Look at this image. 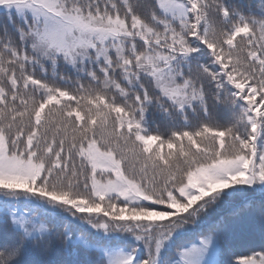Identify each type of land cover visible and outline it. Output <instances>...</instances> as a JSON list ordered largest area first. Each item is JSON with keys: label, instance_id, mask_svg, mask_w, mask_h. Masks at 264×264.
Here are the masks:
<instances>
[{"label": "snow or ice", "instance_id": "1", "mask_svg": "<svg viewBox=\"0 0 264 264\" xmlns=\"http://www.w3.org/2000/svg\"><path fill=\"white\" fill-rule=\"evenodd\" d=\"M0 13V264H264V0Z\"/></svg>", "mask_w": 264, "mask_h": 264}, {"label": "trees", "instance_id": "2", "mask_svg": "<svg viewBox=\"0 0 264 264\" xmlns=\"http://www.w3.org/2000/svg\"><path fill=\"white\" fill-rule=\"evenodd\" d=\"M239 3H243V4H255L257 3V0H238ZM3 14L0 13V19H2ZM256 240L257 242L259 241V233H256Z\"/></svg>", "mask_w": 264, "mask_h": 264}]
</instances>
